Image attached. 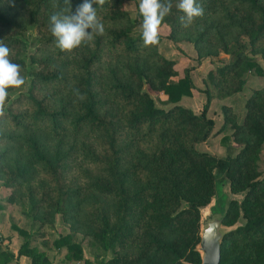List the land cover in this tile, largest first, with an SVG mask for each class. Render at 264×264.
I'll list each match as a JSON object with an SVG mask.
<instances>
[{"label":"trees","instance_id":"trees-1","mask_svg":"<svg viewBox=\"0 0 264 264\" xmlns=\"http://www.w3.org/2000/svg\"><path fill=\"white\" fill-rule=\"evenodd\" d=\"M128 1L94 4L104 35L65 53L49 31V16L59 10L53 0H0V40L27 87L16 97L20 89H10L0 114V180L12 190L9 202L25 208L28 201L24 214L42 225L61 215L70 234L54 246L66 248L72 263L88 264L74 241L81 234L105 252L100 264H201L202 210L220 194V175L243 196L223 213V225L236 228L223 238L220 264H264V89L247 100L241 122L223 107L217 134L231 129L238 148L227 145L224 157L199 151L216 126L213 96L207 88L200 114L179 105L193 96L192 69L180 78L176 61L159 51L160 35L157 46H144L135 31L142 16L132 19ZM82 2L71 0L73 13ZM172 2L161 25L170 28L168 38L193 43L199 59L229 55L209 73V85L222 97L242 92L245 75L261 71L249 53L264 54V0H197L203 16L188 28ZM30 30L38 39L28 55ZM151 92L172 107L159 108ZM107 252L113 257L104 262ZM21 257L52 264L29 241L17 255L0 246V264H21Z\"/></svg>","mask_w":264,"mask_h":264},{"label":"rangeland","instance_id":"rangeland-1","mask_svg":"<svg viewBox=\"0 0 264 264\" xmlns=\"http://www.w3.org/2000/svg\"><path fill=\"white\" fill-rule=\"evenodd\" d=\"M140 0L128 1L126 9L129 12L132 19H136L139 13ZM136 32L142 33V27H138ZM159 35L163 37V41L159 45V51L161 54L169 59L176 61V69L179 72L180 78L184 77L186 69H192L191 76L193 78L195 89L193 90L192 97H185L179 103V105L193 110L196 114H200L207 101V95L205 90L208 88L213 96V100L210 104L209 117L214 120L215 128L212 137L203 144H199L197 149L202 152H208L210 154L224 157L226 156L227 145H238L234 143L231 137L232 130L217 134L222 128L224 123V110L223 107H229L233 113L237 116L238 122H241L245 116V104L249 98L253 95L255 90L264 89V54L260 53L254 55L249 53L255 62L260 66L261 71L248 72L245 75L246 85L242 92L230 96L222 97L221 92L209 85L208 75L211 71H214L217 67L227 64L231 61V57L224 53L215 57H205L199 59L198 52L193 43L181 41L173 42L168 38L170 35V28L163 26L159 28ZM38 37L34 30L27 32L25 40L28 47V55L31 53L35 46ZM28 55L26 57L29 62ZM27 87L22 88L15 93L13 97L18 94L26 92ZM156 105L159 108L169 109L172 105H163L161 100L162 95L151 92ZM227 137L228 140L223 142V138ZM260 171L264 178V150L262 152L261 161L259 162ZM217 191L220 193L213 200V202L205 209L202 210V229L211 222L214 218L223 215L228 203L232 199L238 201L242 200V195H234L230 192L229 184L224 180L223 176H218ZM12 195V190L4 186L3 181L0 180V204L4 207V210L0 213V246L3 249H15L18 250L21 246L29 241L32 248L37 252L45 253L52 264H78L72 263L68 259L66 248L57 250L54 246V242L68 234H70V225L66 223L61 215H57L53 225H42L41 222L33 220L24 214L29 210V202L25 201V208L9 202V198ZM240 225V224H238ZM15 227V228H14ZM19 228L23 232L27 233V236L19 233L16 230ZM234 228H226L223 226L224 231H230ZM74 241L81 245L84 251L85 260L88 264H100L101 256L105 253L102 249L92 247L91 241L88 237L81 234L74 236ZM99 256V257H98ZM113 257L111 252H107L104 258V262L109 261ZM84 264V263H82Z\"/></svg>","mask_w":264,"mask_h":264},{"label":"clouds","instance_id":"clouds-1","mask_svg":"<svg viewBox=\"0 0 264 264\" xmlns=\"http://www.w3.org/2000/svg\"><path fill=\"white\" fill-rule=\"evenodd\" d=\"M106 0H83L72 11L71 0H64L65 7L60 8L57 0L52 7L59 9L49 16V31L56 47L65 53L91 46L97 35L103 36L105 29L93 5L103 7ZM175 7L183 13L179 20L183 27L192 26L196 19L203 16V7L197 0H177ZM173 8L172 0H140L139 13L142 16V40L145 47L159 44V28ZM11 50L0 40V114L9 99V90L21 89L26 78L21 74V66L10 59Z\"/></svg>","mask_w":264,"mask_h":264},{"label":"water","instance_id":"water-1","mask_svg":"<svg viewBox=\"0 0 264 264\" xmlns=\"http://www.w3.org/2000/svg\"><path fill=\"white\" fill-rule=\"evenodd\" d=\"M225 215L214 218L201 233V243L198 247L202 254L201 264H220L222 241L226 234L223 230Z\"/></svg>","mask_w":264,"mask_h":264},{"label":"crops","instance_id":"crops-1","mask_svg":"<svg viewBox=\"0 0 264 264\" xmlns=\"http://www.w3.org/2000/svg\"><path fill=\"white\" fill-rule=\"evenodd\" d=\"M16 255L18 254V250H15L14 248L13 249H11ZM19 262L21 263V264H30V260L27 258V257H21L20 259H19Z\"/></svg>","mask_w":264,"mask_h":264}]
</instances>
